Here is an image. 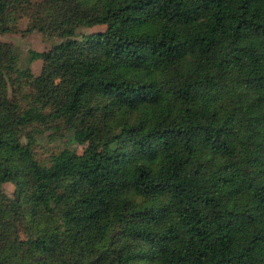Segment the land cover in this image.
<instances>
[{"label":"trees","instance_id":"trees-1","mask_svg":"<svg viewBox=\"0 0 264 264\" xmlns=\"http://www.w3.org/2000/svg\"><path fill=\"white\" fill-rule=\"evenodd\" d=\"M22 18L65 39L0 40V264H264V0H0Z\"/></svg>","mask_w":264,"mask_h":264},{"label":"rangeland","instance_id":"rangeland-1","mask_svg":"<svg viewBox=\"0 0 264 264\" xmlns=\"http://www.w3.org/2000/svg\"><path fill=\"white\" fill-rule=\"evenodd\" d=\"M33 3H39L41 0H32ZM28 26V20L22 18L18 22V32L12 34L0 35V40L4 42L11 43L14 50L20 55L21 60H25L28 50L34 51H47L51 49L54 45L59 44L64 39L58 36H52L50 38H45L37 32L27 33L25 32ZM103 27H79L76 29V37L79 38L81 34H86L95 31H101ZM42 60L38 59L31 63L30 68L33 75L37 76L41 71ZM49 132L45 134L46 137H41L36 141L33 146V153L35 158L40 162H47L49 156L52 152L57 151L63 145V140L61 137L57 136H47ZM66 137H70V133H64ZM70 139V138H69ZM25 143V139H22ZM69 146L76 149L78 153L82 152V147L76 146L72 141H69ZM2 192L8 197L13 199L15 197L14 186L6 183L2 187Z\"/></svg>","mask_w":264,"mask_h":264}]
</instances>
